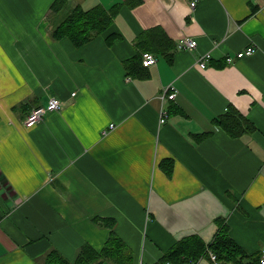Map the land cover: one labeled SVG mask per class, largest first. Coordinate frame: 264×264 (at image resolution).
<instances>
[{"label":"crops","instance_id":"crops-1","mask_svg":"<svg viewBox=\"0 0 264 264\" xmlns=\"http://www.w3.org/2000/svg\"><path fill=\"white\" fill-rule=\"evenodd\" d=\"M123 1L65 0V8ZM189 1L122 6L108 32L76 48L51 36L65 9L52 12L54 0H0V264H41L53 249L73 260L84 243L101 249L109 229L92 222L97 215L115 219L140 264L156 263L184 236L210 242L218 218L260 264L264 0H198L194 11ZM154 27L172 41V59L152 53L145 76L129 77L123 63ZM112 33L119 36L107 39ZM184 37L197 47L178 49ZM250 45L254 54L235 58ZM170 85L176 98L163 100ZM52 97L60 109L25 127L30 110ZM172 104L186 116L169 112ZM229 105L253 132L233 138L213 125ZM164 158L174 161L170 177L158 165Z\"/></svg>","mask_w":264,"mask_h":264},{"label":"trees","instance_id":"trees-1","mask_svg":"<svg viewBox=\"0 0 264 264\" xmlns=\"http://www.w3.org/2000/svg\"><path fill=\"white\" fill-rule=\"evenodd\" d=\"M142 0H124L109 8L96 5L84 10L81 7L66 9L65 0H54L51 11L57 12L63 8L64 15L60 22L52 29L51 36L55 40L67 39L74 47L80 48L88 44L93 38L109 31L115 17L122 6L130 9L140 5ZM112 40L116 33L107 34ZM139 53L124 61V69L129 77H143L146 67L142 65V53L161 54L172 59V41L159 27L144 30L136 37ZM186 116L180 107L172 104L169 112ZM213 125L221 128L229 136L237 138L244 133L253 132L254 124L234 106L229 105L224 113L212 120ZM209 132L194 134L195 141L208 137ZM159 168L170 177L174 169V161L164 158L159 161ZM92 222L100 227L108 228L109 235L101 249L96 250L88 243L80 246L73 260L63 256L53 249L42 258L41 264H140L135 259L134 252L116 233L114 218L108 216H94ZM217 229L210 242L205 243L197 235L184 236L176 240L154 264H185L196 263L200 259L208 258L211 253L223 264H256L257 257L246 253L229 235V229L224 219H216Z\"/></svg>","mask_w":264,"mask_h":264},{"label":"built area","instance_id":"built-area-1","mask_svg":"<svg viewBox=\"0 0 264 264\" xmlns=\"http://www.w3.org/2000/svg\"><path fill=\"white\" fill-rule=\"evenodd\" d=\"M198 0H190L189 1V7L192 11L195 10L197 6ZM178 49L180 50H186V51H192L197 47V42L190 38V37H184L180 39V41L177 44ZM256 51L255 47L250 45L246 47L245 49H242L241 51H238L235 53V58L241 59L243 57L251 56ZM211 58V54L205 53L201 55L199 61H198V67L200 69H204L206 67L207 61ZM226 63H232L233 59L231 56L227 55L224 58ZM156 63V59L154 54L149 52L142 53V65L143 67H150ZM74 95V93H72ZM177 92L176 89L173 86H169L164 89V93L162 95L163 100L167 101H173L176 98ZM60 109V101L54 97L50 98L46 104V106H39L35 107L30 110L26 118L24 119V126L30 127L36 123H39L43 117L49 113ZM168 116V113L166 110H160V118L159 123L163 124ZM208 259L210 261V264H223L216 258L215 255L209 253ZM260 264H264V255L260 259Z\"/></svg>","mask_w":264,"mask_h":264},{"label":"rangeland","instance_id":"rangeland-1","mask_svg":"<svg viewBox=\"0 0 264 264\" xmlns=\"http://www.w3.org/2000/svg\"><path fill=\"white\" fill-rule=\"evenodd\" d=\"M105 264H109V263H105Z\"/></svg>","mask_w":264,"mask_h":264}]
</instances>
